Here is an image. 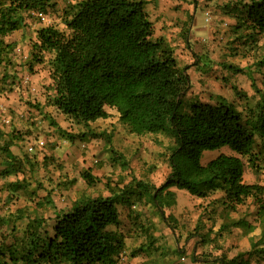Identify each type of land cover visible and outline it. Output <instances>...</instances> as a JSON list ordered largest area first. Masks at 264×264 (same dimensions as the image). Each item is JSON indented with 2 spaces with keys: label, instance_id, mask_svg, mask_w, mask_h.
Returning a JSON list of instances; mask_svg holds the SVG:
<instances>
[{
  "label": "trees",
  "instance_id": "obj_1",
  "mask_svg": "<svg viewBox=\"0 0 264 264\" xmlns=\"http://www.w3.org/2000/svg\"><path fill=\"white\" fill-rule=\"evenodd\" d=\"M146 5V0H77L62 10L59 29L43 24L55 0H0V90L15 83L17 44L8 38L26 30L32 35L29 52L19 65L28 72L39 64L48 66L50 106L83 127L115 115L130 134L157 136L169 168L158 187L132 177L116 191L109 188L107 196L75 201L68 211L55 214L51 234L43 217L25 209L0 215V264H118L124 251L130 258L160 252L150 234L153 226L138 225L140 213L134 208L128 209L127 218L134 235L144 236L146 244L126 246L118 204L130 205L131 197L140 200L145 195L161 215L176 202L172 187L198 199L221 192L219 202L227 211L251 199L261 232L249 252L264 257V185L243 182L241 159L255 167L264 156V89L256 90L258 100L245 115L222 98L215 104L190 102L184 109L182 98L190 86L187 67L177 66L174 49L164 36L154 37ZM235 17L236 28L245 29L248 40L264 35V0L244 3ZM258 63L264 69V59ZM226 68L241 72L231 65ZM60 133L70 141L105 136L90 129ZM16 140L13 132L0 128L2 177L34 167L29 158L12 153ZM223 147L232 154L220 152L203 162L205 152ZM117 158L124 162L121 155ZM82 178L87 185L95 181L88 172ZM25 181L10 182L8 194L13 197L26 189ZM23 222L19 232L16 224ZM234 226L247 233L256 228L242 219ZM173 252L181 255L178 249ZM220 262L250 264L241 256Z\"/></svg>",
  "mask_w": 264,
  "mask_h": 264
},
{
  "label": "rangeland",
  "instance_id": "obj_2",
  "mask_svg": "<svg viewBox=\"0 0 264 264\" xmlns=\"http://www.w3.org/2000/svg\"><path fill=\"white\" fill-rule=\"evenodd\" d=\"M75 1L55 0L54 10L43 24L63 29L62 10ZM146 1L154 37L164 36L174 49L177 66L187 67L190 86L182 98L184 109L190 102L215 104L219 98L242 115L255 106L256 90L264 89V69L258 63L264 59V35H258L254 42L248 40L247 31L236 28L235 17L250 0ZM29 35L22 30L8 38L17 44L14 54L17 64L13 70L16 71L14 86L0 90V128L17 137L12 153L19 158L25 156L35 164L23 173L0 176V215L25 209L28 214L43 217L44 228L51 234L55 214L68 211L75 201L107 196L111 192L109 188L116 191L132 177L158 187L169 168L157 136L130 134L115 115L83 127L50 106L48 66L39 64L33 72H28L19 65L27 59L32 36ZM227 65L241 72L235 73ZM87 129L105 136L70 141L60 133L77 134ZM220 152L232 154L227 147L207 151L203 162ZM261 158L255 167L247 158H241L244 183L264 185V156ZM84 172L95 180L92 185L83 180ZM22 178L26 179V189L10 196L7 185ZM171 191L175 192L176 202L164 208L161 215L155 213L145 195L140 200L131 197L130 205L118 204L126 246L135 248L139 243L146 244L144 236L134 235L127 218L128 209L134 208L140 213L138 225L153 226L150 234L160 251L135 258L128 257V251H124L118 264H220L221 260L236 256L250 264H264V257H255L249 252L251 243L261 232L254 221L255 207L251 199L234 211H227L219 202L221 192L198 199L185 190L172 187ZM239 219L254 225L255 230L247 233L244 227L234 226ZM16 225L20 232L24 222ZM174 249L181 255L175 254Z\"/></svg>",
  "mask_w": 264,
  "mask_h": 264
},
{
  "label": "crops",
  "instance_id": "obj_3",
  "mask_svg": "<svg viewBox=\"0 0 264 264\" xmlns=\"http://www.w3.org/2000/svg\"><path fill=\"white\" fill-rule=\"evenodd\" d=\"M171 190V189H170ZM174 192V191H173ZM174 194H175V192H174ZM220 264H221V262H220Z\"/></svg>",
  "mask_w": 264,
  "mask_h": 264
}]
</instances>
